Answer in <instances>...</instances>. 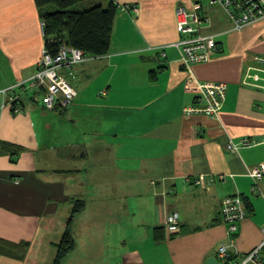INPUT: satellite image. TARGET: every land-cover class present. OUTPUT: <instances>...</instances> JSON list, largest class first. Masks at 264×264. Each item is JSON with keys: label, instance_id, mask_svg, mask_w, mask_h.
<instances>
[{"label": "crops", "instance_id": "0c3cea01", "mask_svg": "<svg viewBox=\"0 0 264 264\" xmlns=\"http://www.w3.org/2000/svg\"><path fill=\"white\" fill-rule=\"evenodd\" d=\"M111 3L109 54L59 70L77 91L72 103L47 110L42 93L29 94L14 113L0 95V264H54L72 219L76 246L62 264H227L222 245L240 261L264 240V197L249 176L264 162V19L235 30L221 5L203 1L200 34L219 49L189 73L176 11L192 12L193 0L91 5ZM41 14L36 0H0V91L37 71ZM197 83L226 85L219 119L186 114L199 106ZM244 138L253 146L227 150ZM200 176L204 186H192ZM234 195L249 216L230 246L222 202ZM173 214L180 230L170 235Z\"/></svg>", "mask_w": 264, "mask_h": 264}, {"label": "built area", "instance_id": "2783aa9c", "mask_svg": "<svg viewBox=\"0 0 264 264\" xmlns=\"http://www.w3.org/2000/svg\"><path fill=\"white\" fill-rule=\"evenodd\" d=\"M209 2L211 5H221L230 15L234 22L235 30H241L264 19V0H193L194 9L188 12L184 8L176 11L177 30L180 34L187 36L175 47L180 51V62L189 73H192V66L200 63H207L211 56L217 52L218 44L213 36H203L200 34V26L208 18H203L200 14L201 3ZM131 9L132 7H125ZM45 24L42 23V28ZM89 60V57L82 51L67 46L61 47L56 54L49 53L45 47L43 58L36 73L28 80L22 81L7 89L0 91L3 98L2 109H11L14 113H21V102L26 95L34 97L42 93L40 106L47 110H55L57 105L67 107L77 97L75 88L59 74L62 68L71 69ZM256 61L264 66V56L256 57ZM196 89L200 91L195 103L199 106H192L185 110L189 115H206L219 119L225 101L227 87L224 84L197 83ZM253 146L250 138H244L239 142L229 139L226 148L230 153L239 154L243 149ZM249 176L254 182L253 192L262 193L261 184L264 183V162L250 169ZM225 181L226 176H220ZM192 186L202 187L205 177L190 180ZM223 221L227 224V235L230 238V246L239 231V224L249 216L245 209L241 195L226 197L222 202ZM166 228L170 235H174L180 230L179 216L173 214L166 219ZM264 235V228H263ZM264 248L263 243L256 248L243 261H230V247L222 245L218 251V257L229 264H264L260 257V251Z\"/></svg>", "mask_w": 264, "mask_h": 264}, {"label": "trees", "instance_id": "16d2710c", "mask_svg": "<svg viewBox=\"0 0 264 264\" xmlns=\"http://www.w3.org/2000/svg\"><path fill=\"white\" fill-rule=\"evenodd\" d=\"M89 1L91 0H36L41 12L45 8H55L53 12L41 14L45 23L43 28L45 47L49 53L55 55L61 47L67 46L82 51L89 59L109 54L118 6L111 3L104 8L100 4L91 5V1L88 3L90 5L88 10H73L76 6ZM256 63L264 67L257 61ZM76 204L74 215L84 208V203ZM72 220L58 245L54 264H62L76 246L71 233Z\"/></svg>", "mask_w": 264, "mask_h": 264}, {"label": "rangeland", "instance_id": "374dc122", "mask_svg": "<svg viewBox=\"0 0 264 264\" xmlns=\"http://www.w3.org/2000/svg\"><path fill=\"white\" fill-rule=\"evenodd\" d=\"M92 2L94 1V0H91ZM91 1H89V2H86V3H82V4H80V5H78V6H76L73 10H75V11H82V10H88V8H90V5L88 4V3H90ZM133 8V7H132ZM53 11H55V8H53V7H50V8H45L43 11H42V14L43 13H49V12H53ZM44 23V22H43ZM45 24V23H44ZM180 59H181V57H180ZM42 61V60H41ZM41 63V62H40ZM40 63H39V65H40ZM39 65H38V67H37V70H38V68H39ZM36 73V72H35ZM208 84H215V83H208ZM70 104V103H69ZM68 104V105H69ZM177 234V233H176ZM264 250V248L259 252L260 253V257L264 260V257H262V255H261V253H262V251ZM253 252V251H252ZM251 252V253H252ZM251 253H249L248 255H246V256H244L242 259H241V261H243V260H245V258L247 257V256H249ZM231 258V257H230ZM230 261H235L233 258H231L230 259ZM236 262H238V261H236ZM227 264H229V262H227Z\"/></svg>", "mask_w": 264, "mask_h": 264}, {"label": "water", "instance_id": "95a60500", "mask_svg": "<svg viewBox=\"0 0 264 264\" xmlns=\"http://www.w3.org/2000/svg\"><path fill=\"white\" fill-rule=\"evenodd\" d=\"M207 264H219V262L215 257H213L208 260Z\"/></svg>", "mask_w": 264, "mask_h": 264}, {"label": "bare ground", "instance_id": "6f19581e", "mask_svg": "<svg viewBox=\"0 0 264 264\" xmlns=\"http://www.w3.org/2000/svg\"><path fill=\"white\" fill-rule=\"evenodd\" d=\"M19 83V82H18ZM9 88V87H8Z\"/></svg>", "mask_w": 264, "mask_h": 264}]
</instances>
